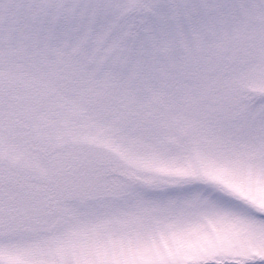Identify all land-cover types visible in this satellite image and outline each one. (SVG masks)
<instances>
[{
	"label": "snow or ice",
	"instance_id": "1",
	"mask_svg": "<svg viewBox=\"0 0 264 264\" xmlns=\"http://www.w3.org/2000/svg\"><path fill=\"white\" fill-rule=\"evenodd\" d=\"M0 264H264V0H0Z\"/></svg>",
	"mask_w": 264,
	"mask_h": 264
}]
</instances>
